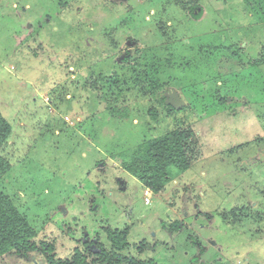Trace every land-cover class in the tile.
Returning a JSON list of instances; mask_svg holds the SVG:
<instances>
[{
	"label": "rangeland",
	"instance_id": "1",
	"mask_svg": "<svg viewBox=\"0 0 264 264\" xmlns=\"http://www.w3.org/2000/svg\"><path fill=\"white\" fill-rule=\"evenodd\" d=\"M0 109L37 246L0 264H264V0H0ZM186 126L162 191L124 168Z\"/></svg>",
	"mask_w": 264,
	"mask_h": 264
},
{
	"label": "trees",
	"instance_id": "2",
	"mask_svg": "<svg viewBox=\"0 0 264 264\" xmlns=\"http://www.w3.org/2000/svg\"><path fill=\"white\" fill-rule=\"evenodd\" d=\"M150 111L152 118L156 119V110L152 108ZM117 113L122 118L128 117V109L119 110ZM11 133L12 124L0 109V150ZM202 154L196 130L192 126H186L142 142L134 149L130 158L123 162V166L147 189L158 193L170 180L171 166L187 170L202 157ZM10 168V162L0 153V176L6 174ZM128 232V229L121 232L108 230L115 250H123L127 246ZM35 235L36 232L25 215L5 193L0 192V254L36 250L37 246L33 242ZM69 264L88 263L77 251Z\"/></svg>",
	"mask_w": 264,
	"mask_h": 264
},
{
	"label": "built area",
	"instance_id": "3",
	"mask_svg": "<svg viewBox=\"0 0 264 264\" xmlns=\"http://www.w3.org/2000/svg\"><path fill=\"white\" fill-rule=\"evenodd\" d=\"M145 202H150V193L148 191L145 192Z\"/></svg>",
	"mask_w": 264,
	"mask_h": 264
}]
</instances>
